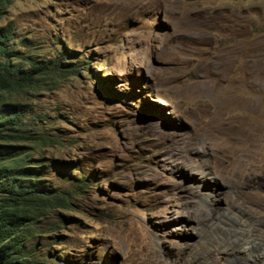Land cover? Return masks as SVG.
<instances>
[{
  "label": "rangeland",
  "instance_id": "obj_1",
  "mask_svg": "<svg viewBox=\"0 0 264 264\" xmlns=\"http://www.w3.org/2000/svg\"><path fill=\"white\" fill-rule=\"evenodd\" d=\"M1 1L15 49L81 68L11 97L61 139L46 162L89 179L33 224L37 264H244L231 239L264 242V0Z\"/></svg>",
  "mask_w": 264,
  "mask_h": 264
},
{
  "label": "trees",
  "instance_id": "obj_2",
  "mask_svg": "<svg viewBox=\"0 0 264 264\" xmlns=\"http://www.w3.org/2000/svg\"><path fill=\"white\" fill-rule=\"evenodd\" d=\"M12 31L8 26H0V264H37L35 248L26 247L33 224L52 208L67 206L68 196L88 184L89 179L77 167L81 175L74 176L69 171L74 168L71 162L67 167H59L58 160L46 162L43 147L54 146L61 139L38 131L44 116L39 118L29 104L15 102L11 97L36 88L39 81L76 75L81 68L64 61L73 53L65 48L62 58L46 60L15 49L11 42L17 36ZM25 39H19L20 46ZM50 172L76 189L72 185L65 190L51 187Z\"/></svg>",
  "mask_w": 264,
  "mask_h": 264
},
{
  "label": "bare ground",
  "instance_id": "obj_3",
  "mask_svg": "<svg viewBox=\"0 0 264 264\" xmlns=\"http://www.w3.org/2000/svg\"><path fill=\"white\" fill-rule=\"evenodd\" d=\"M214 183L216 184L217 181ZM206 184L212 185L210 181H207ZM233 235L231 234V237ZM229 249L231 250L230 252L228 251ZM228 250V257L233 261L236 260L244 264H264V242L263 240L254 238L252 235L243 236V234H241V238H236L234 236L233 239H231ZM206 259L207 258H205V260Z\"/></svg>",
  "mask_w": 264,
  "mask_h": 264
}]
</instances>
